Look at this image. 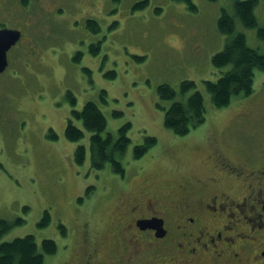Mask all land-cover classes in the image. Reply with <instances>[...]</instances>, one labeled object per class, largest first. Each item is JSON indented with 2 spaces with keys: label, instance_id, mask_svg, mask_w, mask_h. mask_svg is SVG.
<instances>
[{
  "label": "rangeland",
  "instance_id": "obj_1",
  "mask_svg": "<svg viewBox=\"0 0 264 264\" xmlns=\"http://www.w3.org/2000/svg\"><path fill=\"white\" fill-rule=\"evenodd\" d=\"M46 1L60 3L63 12L50 14L42 3L33 2L22 11L14 5L0 8V28L25 31L24 24L32 22L28 36L37 45L33 52L42 51L38 61L37 53L24 55L14 49L12 54L17 57L0 75V220H25L6 233L0 244L28 235L39 245L51 239L58 252L47 257L45 264H62L66 244L62 229L73 228L69 221L74 218L72 207L82 212V225L96 228L103 207L96 206L87 215L93 207L88 203L100 198L104 188L114 187L120 177L110 164L101 171L92 170L91 134L82 122L74 120L84 131V139L77 143L66 138L73 111H81L88 102L96 103L104 114L107 133L117 136L121 127L132 124L128 134L132 143L120 159L127 178L143 173L139 180L156 176L155 182L161 184L180 175L198 173L202 177L199 172L209 146L197 144L212 132L221 136L224 132L225 151L245 161L244 165L252 158L264 161V73L256 71L250 97L234 99L221 110L215 109L204 86L205 81L216 82L222 76L212 59L224 50L228 37L219 32L217 23L223 9L234 14L233 0H191L196 12L173 0ZM145 1L148 5L143 10L134 9ZM89 19L98 23L97 33L87 28ZM257 19L264 28V2L257 9ZM238 31L246 35L251 48L264 54V41L256 29L238 23ZM175 37L182 51L176 50ZM112 72L116 77L107 76ZM184 81H193L203 95L207 118L187 136H177L164 124L172 101L161 99L158 88L170 85L178 92L177 101H185L194 91L181 94ZM70 94L77 100L75 106ZM246 107L254 110L248 118H240L242 112L250 113ZM52 132L57 140L50 138ZM147 136L157 144L135 159V146ZM79 146L87 149L83 165L76 161ZM130 183L131 188L136 185L133 180ZM225 190L235 196L242 192H234L229 182ZM46 212L51 223L41 227ZM105 213L108 218L116 211L109 205Z\"/></svg>",
  "mask_w": 264,
  "mask_h": 264
},
{
  "label": "flooded vegetation",
  "instance_id": "obj_2",
  "mask_svg": "<svg viewBox=\"0 0 264 264\" xmlns=\"http://www.w3.org/2000/svg\"><path fill=\"white\" fill-rule=\"evenodd\" d=\"M32 2L42 3L50 14L63 12L60 3L46 0H0V8L14 5L22 11ZM24 26L25 31L9 28L20 31L22 37L9 50L4 72L17 57L12 54L14 49L24 55L37 53L36 60L42 59V51L33 52L37 45L28 36L32 22ZM245 109L250 113L242 112L240 118H248L254 110ZM221 133L212 132L197 144L209 146L202 167L205 170L199 172L202 177L198 173L180 175L157 184L156 176L139 180L143 173L129 178L119 176L114 187L109 191L104 188L100 198L88 203L93 207L87 215L96 206L103 207L94 229L89 223H80L82 212L74 205V218L69 219L73 228H65L61 263L264 264V161L252 158L244 165L245 161L225 151ZM131 180L136 184L132 188ZM225 182L232 185L233 191L242 192L237 196L228 193ZM109 205L116 214L105 218Z\"/></svg>",
  "mask_w": 264,
  "mask_h": 264
},
{
  "label": "trees",
  "instance_id": "obj_3",
  "mask_svg": "<svg viewBox=\"0 0 264 264\" xmlns=\"http://www.w3.org/2000/svg\"><path fill=\"white\" fill-rule=\"evenodd\" d=\"M173 1L186 3L191 11H197L196 5L191 0ZM233 1L234 14L223 9L217 23L219 32L228 37L224 50L217 53L212 59L213 66L221 71L222 76L216 82H204L206 91L211 96L212 104L217 110L230 107L234 99L250 97L254 93L256 71L264 73V54L251 48L246 35L238 31V23L245 29H256L258 38L264 41V28L259 27L257 19V9L264 0ZM147 5L148 1L137 3L134 9L143 10ZM87 25L91 31L96 33L99 31V25L96 21L89 20ZM135 58L138 61L145 59ZM224 69L225 72H223ZM107 76L114 78L116 73L112 72ZM196 88L193 81L181 83V94L194 91L185 101H177L178 92L170 85L163 84L158 88L161 99L172 101V105L165 112L164 124L166 129L177 136H187L206 121L207 111L204 97ZM103 95L105 96L107 93L104 92ZM69 98L71 104L75 106L76 98L71 94ZM74 120L82 122L84 129L91 134L92 170L101 171L110 164L114 174L124 177L126 170L120 159L126 154L132 143L128 136L132 124L128 123L121 127L117 136L109 134L107 133V120L104 114L96 103L88 102L81 111H73V118L69 120L65 131L66 138L77 143L84 139L85 133L75 124ZM50 138L57 140L58 136L52 132ZM156 144L157 140L154 137L147 136L143 144L135 146L134 158L139 159L145 156ZM86 159V147L79 146L76 151L77 163L83 165ZM24 210L27 212L29 208ZM24 223L25 220L23 219H18L15 222L0 220V239L13 228ZM50 223L51 217L46 212L40 226L48 227ZM62 230L66 231L65 227ZM57 252L58 246L54 240L45 239L39 245L34 236L28 235L0 244V264H45L46 258L56 255Z\"/></svg>",
  "mask_w": 264,
  "mask_h": 264
},
{
  "label": "water",
  "instance_id": "obj_4",
  "mask_svg": "<svg viewBox=\"0 0 264 264\" xmlns=\"http://www.w3.org/2000/svg\"><path fill=\"white\" fill-rule=\"evenodd\" d=\"M21 39V32L17 30H0V74L8 65L7 53Z\"/></svg>",
  "mask_w": 264,
  "mask_h": 264
},
{
  "label": "clouds",
  "instance_id": "obj_5",
  "mask_svg": "<svg viewBox=\"0 0 264 264\" xmlns=\"http://www.w3.org/2000/svg\"><path fill=\"white\" fill-rule=\"evenodd\" d=\"M176 40V44L174 45L176 47L177 51H182V46H180V41L178 37L174 38Z\"/></svg>",
  "mask_w": 264,
  "mask_h": 264
}]
</instances>
